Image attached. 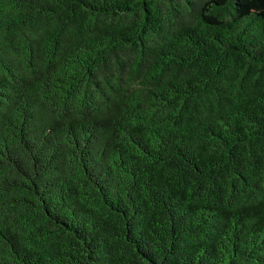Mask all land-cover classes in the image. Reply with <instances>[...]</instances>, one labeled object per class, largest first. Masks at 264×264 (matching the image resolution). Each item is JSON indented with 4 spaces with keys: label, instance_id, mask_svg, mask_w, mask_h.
Segmentation results:
<instances>
[{
    "label": "trees",
    "instance_id": "1",
    "mask_svg": "<svg viewBox=\"0 0 264 264\" xmlns=\"http://www.w3.org/2000/svg\"><path fill=\"white\" fill-rule=\"evenodd\" d=\"M0 264H264V0H0Z\"/></svg>",
    "mask_w": 264,
    "mask_h": 264
}]
</instances>
